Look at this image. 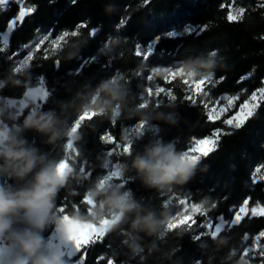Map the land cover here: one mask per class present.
Here are the masks:
<instances>
[{
    "label": "trees",
    "instance_id": "trees-1",
    "mask_svg": "<svg viewBox=\"0 0 264 264\" xmlns=\"http://www.w3.org/2000/svg\"><path fill=\"white\" fill-rule=\"evenodd\" d=\"M27 1L37 10L26 17L23 25L10 37L9 49L0 56V78L7 75L11 68L12 61H7L6 56L22 44L32 41L38 33L52 31V36L55 37L62 31L74 30L78 23L84 22L88 24V28L81 29L79 36L66 38L67 45L57 53H52L49 49L50 58L47 60L43 59L46 47H42L31 62V67L26 70L30 76L28 87L34 86L38 77L43 76L47 87L54 93V98L50 96L48 101L39 102L46 110L56 108L62 111L69 124L74 122L77 116L73 105L81 102L77 99V94L85 91V85L94 88L99 84L101 77H116L119 73L123 77L121 82L128 86L133 97L130 106H136L146 99L149 107L156 111H169L165 106L171 104L178 113L176 125L159 122L160 127L155 124L153 126L160 131L153 135L154 132L150 129L144 137L131 134L130 129L138 122V118L128 119L126 113L114 124L101 116L82 122L79 129L82 139L75 146L80 155L69 163L75 166L78 172L82 166L92 175L80 183L72 180L68 186L61 189L56 199V211L57 207L63 204L66 209L63 214L71 215L77 210L87 214L90 207L85 201L87 190L97 182L98 177L107 172L102 168V161L106 159L104 153L116 148L118 143L120 147L114 153L113 159L121 164L129 158L127 154L122 153L126 144L122 139L125 133L133 140V152L141 151L152 136L162 138L166 142L171 141L175 143L177 150L182 151L187 150V145L191 144L193 139L206 137L218 127L230 131L231 135L223 136L217 150L202 158L196 175L189 183L174 186L170 192H160L146 189L138 179H131L125 189H131L137 199L159 210H163V206L167 204L172 215L178 207L168 203L171 194L189 195L197 202L208 200L210 215L215 217L223 214L231 218L229 207L237 208L245 198H249L251 207L264 205V181L252 182L255 168L264 164V104L242 128L230 129L222 124V120L209 121L207 109L201 103L228 93L241 94L242 102L252 91L264 86V9L256 7L259 0H236L247 9L244 18L238 22H229V8L222 7L230 4L232 0H78L76 5H72L71 0ZM112 6H115V9ZM106 9L110 11L106 12ZM17 11L18 6L13 3L7 11L0 12V31L5 30L7 22ZM121 20L125 23L117 27ZM180 22L206 24L207 29L199 36L193 34L170 38L163 35L166 30ZM92 28L99 30L95 36L90 35ZM157 36L160 40L153 56L148 62H142V57L135 55L136 45L148 44ZM113 39L119 41L118 45L110 56L103 55L99 49L105 43L111 47L110 41ZM201 51H218L226 65L214 72L213 79H223L211 88L208 96L198 94L195 104L187 100L190 90L183 84L184 78L181 77L171 83L163 77L159 78L161 84L171 90V95L176 96L175 101L165 93L159 96L154 93L151 97L143 94L146 73L141 65H173L176 61L195 58ZM68 53L74 54V58L69 59ZM93 54L98 56L96 63L85 68L78 76L69 75L79 66L78 57L87 58ZM56 59L61 61L59 70L54 63ZM244 76L248 78L241 80ZM17 78L25 79L22 73ZM209 87L206 84L204 90L208 91ZM25 91L23 86L0 90V103L6 97H23ZM138 92L140 95H137ZM141 96L144 99H141ZM34 106L29 104V107L19 114L16 123H22ZM5 122L11 126L9 122ZM105 134L111 135L116 143L103 141L101 137ZM25 135L30 142L37 144L53 157L61 158L69 153L66 149L67 138L54 146L43 144L42 140L46 138L38 133L29 131ZM71 155L75 156V153ZM132 176L134 173L123 177ZM113 182L121 181L116 178ZM213 203L217 205L214 208ZM185 228L186 225H180L176 229L167 230L157 240L160 251L149 256L146 264H194L197 259L202 264H208L210 257L213 258L212 264H232L233 250L240 248L245 242L242 237L245 234L253 236L264 229V216H246L239 225L222 232L216 239L229 238L228 244L223 247H218L214 239L207 236L203 238L207 247H201V241L192 239L198 233V227L193 225L192 229L187 231ZM53 230L54 227H50L44 233L45 237L48 238ZM125 238L124 231H110L104 237L103 243L87 245L84 264H107L108 259H113L116 264H141L139 257H133L123 245ZM101 256L104 259H98ZM229 256L231 259L225 260ZM78 258L79 254L72 260ZM257 261H264V257H259Z\"/></svg>",
    "mask_w": 264,
    "mask_h": 264
},
{
    "label": "clouds",
    "instance_id": "clouds-1",
    "mask_svg": "<svg viewBox=\"0 0 264 264\" xmlns=\"http://www.w3.org/2000/svg\"><path fill=\"white\" fill-rule=\"evenodd\" d=\"M112 8L115 9V6ZM118 43L113 39L111 47L102 54L110 56ZM68 58H74V54L68 53ZM177 63L178 67L171 70L182 72L181 78L191 80L211 78L217 69L226 67L218 51H201L195 58ZM144 67L141 65L142 69ZM21 73L24 80L17 78ZM29 80L26 70L17 73L10 68L8 74L0 78V90L23 86L26 89L23 95L27 97ZM77 99L81 101L73 105L77 119L86 112H96L97 116L115 123L126 113L128 119L138 118L140 124L148 127L154 124L160 127L159 122L169 125L178 123L174 105L165 106L169 111H156L149 107L148 101L130 106L133 99L130 89L116 77L101 79L94 88L85 85V91L78 93ZM24 103L28 108L35 101L25 99ZM18 116L16 111L0 108V121L11 124L0 127V239L6 245L0 249V264H69L64 251L49 247L44 233L54 227L60 240L68 243L75 229L99 224L105 219L112 221L109 231L125 232L126 238L122 243L133 257H139L141 264H146L149 256L160 251L157 240L171 230L168 225L174 222V216L166 205L159 210L145 204L135 197L131 189H125L121 184L109 185L97 181L86 193L94 205L87 214L77 210L67 214V220L64 215L58 214L56 199L60 190L72 180L80 183L87 177L82 174V169L78 172L71 164L65 166L64 157L51 156L30 142L25 134L29 131L38 133L46 138L42 140L43 144L54 146L67 138L66 149L67 145L72 148L65 156H70L72 160L80 155L75 146L81 141L82 134L74 124L70 126L62 111L56 108L29 111L22 123H16ZM122 139L126 143L132 142L127 133ZM127 156L129 158L120 164V174L134 173L131 179H138L146 189L160 192H170L174 186L189 183L199 168V164L187 159L173 142L162 138L149 140L141 151L129 152ZM106 163L108 161L103 160L102 166ZM214 242L223 247L228 244L229 238H215ZM212 259L209 258V264H212ZM228 259L231 257L225 258Z\"/></svg>",
    "mask_w": 264,
    "mask_h": 264
},
{
    "label": "snow or ice",
    "instance_id": "snow-or-ice-1",
    "mask_svg": "<svg viewBox=\"0 0 264 264\" xmlns=\"http://www.w3.org/2000/svg\"><path fill=\"white\" fill-rule=\"evenodd\" d=\"M50 2H53V0H50ZM78 0H71L72 5H76ZM15 3L18 6V11L16 14L13 15L12 18L9 19V21L6 24L5 30L0 31V56L6 53V50L10 47V37L13 35V33L17 30L19 26H22L25 18L29 15H32L36 12V7L34 6H27L26 0H0V12L7 11L9 6L11 4ZM228 7L229 12L227 14V20L229 22H238L244 18V15L247 11L245 6H237L236 0H232V2L228 5H222V7ZM256 7L260 9H264V3H258ZM125 23V21L121 20L120 24L117 26H121ZM88 28V24L81 22L78 23L75 26L74 30L71 31H62L58 35L55 36V38L50 39L52 37V31H48L43 36H40L39 38L33 40L30 43H24L22 44L17 50L12 51L10 55L6 56L7 61H12V64L10 65L11 68H13L17 73L22 72V70H28L31 67V62L34 60L35 54L40 51L41 46L45 44L46 41H50L48 44V48L44 49L43 53V59L47 60L50 58L49 49H51L52 53H57L61 50L62 47L67 45L66 38L68 37H77L81 34V29ZM207 29L206 24H198V23H186L183 26L182 31H177L173 29L172 31L163 33L164 36L175 38V37H183L185 35H193L199 36ZM99 30L96 28L90 29V35L95 36L96 33ZM160 40V37H155L152 42H150L147 45V49L144 50L141 45L137 44L135 47V55L137 57H142V62H148L150 60V57L153 56V53L155 52L156 45L158 41ZM112 43V41H110ZM109 48V44L105 43L103 46L99 49L100 52L105 51ZM26 50V51H25ZM21 52H24V55L21 56ZM213 54H215L213 52ZM19 57V59H16ZM80 60L79 66L73 70L69 75L71 76H78L80 75L85 68L90 67L92 64L96 63L98 61V56L93 54L87 58L78 57ZM55 66L59 70L61 67V61L59 59L55 60ZM107 63V62H105ZM174 67H178V63H174L172 66L169 67H152L150 69L151 73L153 74H164L165 81H168L171 83L174 81L177 77H180L177 75V72L172 71L171 69ZM183 74L182 72H180ZM251 73L248 74L250 76ZM248 76L241 77V80L247 79ZM108 77H101L100 79H107ZM116 79L118 81H122L123 77L120 76L119 73L116 74ZM223 77L220 78V80L213 79V76L211 78H204V79H198V80H190V79H183V84L187 85L190 90V94L186 97L187 100L191 101L193 104L196 103V96L198 94H203L204 96H208L209 92L211 91V88H214L217 83H219ZM147 81L153 80V75H148L146 77ZM39 87H29L28 96L26 99L34 100V107L30 109V111L35 112L38 110H46L42 103H37V101H48L50 96H53L54 93L50 90L49 87L46 86V79L43 76L38 77ZM240 81H238L239 83ZM264 83V81H262ZM210 86L208 88V91H205L202 86L205 85ZM246 91V89L244 90ZM146 93L148 97H151L154 95L153 87H147ZM161 93H165L166 95L170 96V99L172 101L176 100L175 95H171V90L169 89L166 92L165 87L157 86L155 88V95L159 96ZM137 95H140L138 92ZM141 99H144L143 96L140 97ZM239 95H224L219 97L215 101H209L204 102L201 101L203 104V107L207 109L206 115L207 119L211 122H215L217 120H222V124L227 126L230 129H240L242 128L250 118L254 116L256 111L260 108L262 104H264V86L257 88L256 90L252 91L249 98L244 100L242 103L239 104L237 108L236 101L239 100ZM144 101H147L144 99ZM221 101H224L223 104H221ZM209 104H212L211 107H209ZM4 107H15L16 112L19 115L23 109L26 108V105L24 101L19 102L18 106L12 102L8 101L7 104L0 105V108ZM233 109H236V111L233 112L232 115L227 116V113L232 111ZM96 113H87L82 116H80L78 119L75 118L74 122L70 123V126L74 124L76 129H81L82 122H84L86 119L91 121L94 117H96ZM114 124V123H113ZM6 126L2 122H0V127ZM151 127L144 126L140 124L139 122H136L135 125L130 129V132L134 136L138 137H144L146 133H149ZM152 132H159L160 129L158 128H151ZM231 135L230 131H225L223 128H215L213 132L208 135L206 138L203 139H195L194 143L187 145V150H182L181 152L184 154V156L191 160L193 163H197L200 165L202 158L208 157L210 153L217 150L219 146V142L223 136ZM101 139L107 143H116L114 138L111 135L105 134L101 137ZM151 139H158L156 136H152ZM131 143H126L125 146L122 148L123 154H128L129 152L133 151L134 143L131 139ZM120 145L116 143V148L104 153L108 163L104 164L102 166L103 169L107 170L106 174L98 177L97 181H104L105 183L111 185V184H121L125 188V186L130 183L131 178H124L119 171L120 164L117 163L115 165H112V162L110 158L112 157L113 153L119 149ZM68 150H71L72 146L67 145ZM65 160V166L69 165V161L72 160L70 156H64ZM264 168V164H260V166L255 168V171L252 174V182L256 183L259 181H264V173L261 172V169ZM83 170L82 174L86 177H90L92 173L86 172L84 167H79V171ZM114 178L119 179L120 183H114ZM178 201V205L184 206L182 211H179L177 215L174 216V222L170 223L168 225L169 229H176L180 225H186L185 230L192 229L193 225H196L198 228L204 229L203 232H198L195 234L192 239L194 241H201L200 246L203 247V238L205 236L215 239L217 237H220V234L222 232H225L226 230H230L236 225H239L243 219L248 216L249 211L251 212V215L253 217L256 216H264V208H261L259 204H257L256 207H253L251 209L248 208L249 205V198H245L242 201V204L236 208L235 206L229 207L228 211L232 213V217L230 219H226L223 214L217 215L216 217H208L207 216V210L204 209L203 204L201 203H191L189 204V197L185 196L184 198H176ZM85 201L87 205L90 207L94 206L93 201L89 199L87 196L85 197ZM167 206V204H166ZM217 205L215 203L212 204V207H216ZM89 207V208H90ZM189 207L191 208V212H189ZM88 208V209H89ZM66 209L63 206V204L59 205L57 207V212L60 214L65 213ZM193 213H198L201 217H205V219L202 222H198L196 219L193 218ZM65 216V219L67 220L69 217L67 214H63ZM112 221L109 219H105L101 221L98 225L97 224H89L85 225L83 227H79L74 230V234L71 238V240L68 243H64L62 240H60L59 236L55 234L53 231L51 236L48 237V243L50 248H57L59 250H62L66 253V258L69 261V264H84L85 257L87 256V252L85 251V248L87 245H93L96 243H103L104 237L110 232L109 228ZM264 237V230L260 231L258 235L255 236V241L259 242L260 239ZM243 240H248V235L245 234L242 237ZM5 242L0 239V249H3L5 247ZM255 248L259 249V255L260 257H264V246L256 244L253 248H245L243 250L241 262L242 264H248L247 260H244L243 257H247L249 255L250 251H254ZM79 254V258L75 261L72 260L73 257H77ZM235 255V253H233ZM255 257H253L254 259ZM98 259H104L103 256L99 257ZM202 264V262L197 259L195 260L194 264ZM107 264H116V261L113 259H108ZM209 264V262H208ZM261 264H264V261L261 262Z\"/></svg>",
    "mask_w": 264,
    "mask_h": 264
},
{
    "label": "rangeland",
    "instance_id": "rangeland-1",
    "mask_svg": "<svg viewBox=\"0 0 264 264\" xmlns=\"http://www.w3.org/2000/svg\"><path fill=\"white\" fill-rule=\"evenodd\" d=\"M264 2V0H259V3H263ZM236 3H237V6H242L239 2H237L236 1ZM26 5L27 6H33L30 2H28L27 0H26ZM186 23H188V22H180V23H177L176 25H174V26H172L171 28H169L168 30H166L165 31V33L166 32H169V31H172L173 29H175V30H177V31H182L183 30V26L186 24ZM44 34H46V33H38L37 34V36L33 39V40H35V39H37V38H39L40 36H43ZM58 35V34H57ZM52 38H55L54 36H52V37H50V39H52ZM32 40V41H33ZM32 41H30V42H32ZM29 42V43H30ZM152 42V41H151ZM50 43V41H46L45 42V44L44 45H42L41 46V48L42 47H46V48H48V44ZM150 43V42H149ZM148 43V44H149ZM139 45H141L142 46V48L144 49V50H146L147 49V45L148 44H142V43H138ZM26 51V50H25ZM38 54V52L35 54V56ZM22 55H24V52H21V56ZM35 58V57H34ZM17 59H19V57L17 58ZM176 62H178V61H176ZM176 62H174V63H176ZM173 63V64H174ZM146 67H144L143 68V71L146 73V76H145V80H144V83H143V94L146 96V97H148L147 96V93H146V89H147V87H153V92L155 93V88L157 87V86H160V87H165L164 85H162L161 84V82H160V80H159V78L160 77H163L164 78V74H153V73H151V71H150V69L152 68V67H161V68H163V67H169V66H172V65H163V66H147V65H145ZM178 73V72H177ZM153 75V80L152 81H147L146 80V77L148 76V75ZM40 85H39V82H37V83H35L34 84V86H32V87H39ZM47 86V85H46ZM206 86V85H205ZM205 86H202L204 89H205ZM166 89V88H165ZM166 91H168V89H166ZM224 95H239V100L238 101H236V104H237V108H238V106H239V104L240 103H242L241 102V98H242V95L241 94H224ZM224 95H222V96H224ZM249 98V97H248ZM247 98V99H248ZM26 99V97L25 96H23V97H6V98H3L2 100H1V103H0V105H3V104H7V102L8 101H12V102H14L17 106H18V104H19V102H21V101H24ZM218 99V98H217ZM217 99H211V100H209V101H215V100H217ZM208 101V102H209ZM40 101L38 100L37 101V103H39ZM224 103V101H221V104H223ZM212 106V104H209V107H211ZM7 108H9L10 110H12V111H16V108L15 107H7ZM25 109H23V111H24ZM23 111H21L20 112V114L23 112ZM234 111H236V109H233L232 111H230L229 113H227V116H230V115H232L233 114V112ZM91 113H95V112H91ZM85 114H87V112L85 113ZM0 122H2L3 124H6V122L5 121H0ZM151 128H155L154 126H152ZM150 128V129H151ZM155 133L156 132H154V134L153 135H155ZM207 137V136H206ZM206 137H203V138H206ZM203 138H196V139H203ZM159 139V138H158ZM194 140L195 139H193V141L191 142V144L192 143H194ZM220 143V142H219ZM175 144V143H174ZM176 146V145H175ZM112 150V149H111ZM69 152H71V150H68ZM110 151V150H109ZM115 153V152H114ZM114 153H113V155H114ZM113 155H112V157L110 158V160H111V162H112V165H115V164H117V163H119L120 164V162H118V161H116V160H114L113 159ZM261 172L262 173H264V168H262L261 169ZM114 179H116V178H114ZM185 196H187V197H189V204H191V203H201V204H203V207H204V209H206L207 210V216L208 217H212V218H214L215 216H211L210 215V207H209V205H208V200H204V201H202V202H197V201H195V200H193L189 195H175V194H171L170 195V197H169V199H168V203H170V204H172V205H176L177 207H178V209H177V211L173 214V216H175V215H177V213L179 212V211H182L183 210V207L184 206H180V205H178V201H177V197H179V198H184ZM260 206H261V208H264V205H262V204H259ZM257 206V205H256ZM256 206H253V207H256ZM239 207V206H238ZM237 207V208H238ZM253 207H251L250 205H248V208L249 209H251V208H253ZM192 210H191V208L189 207V212H191ZM193 215V218L194 219H196L198 222H202L204 219H205V217H201L198 213H193L192 214ZM252 216L251 215V212L249 211V213H248V216ZM226 219H230V218H227V217H225ZM98 225V224H97ZM199 229V231L198 232H203L204 231V229H201V228H198ZM264 230V229H263ZM54 231V230H53ZM52 231V232H53ZM52 232H51V234H52ZM51 234L48 236V237H50L51 236ZM259 234V233H258ZM258 234H255V235H253V236H251V235H249L248 234V240H246L243 244H242V246L240 247V248H235L234 250H233V252H232V258H233V263L232 264H239V262L241 261V258H242V254H243V250L245 249V248H253L256 244H259V245H262V246H264V237H262L261 239H260V241L259 242H257V241H255V236L256 235H258ZM233 253H235V255H233ZM253 257H255L254 259H253ZM259 257H260V255H259V249L258 248H255L254 249V251H250L249 252V255L247 256V257H243V259L244 260H247L248 261V264H261V262L260 261H257V259H259ZM75 260H77V259H75ZM74 260V261H75Z\"/></svg>",
    "mask_w": 264,
    "mask_h": 264
}]
</instances>
